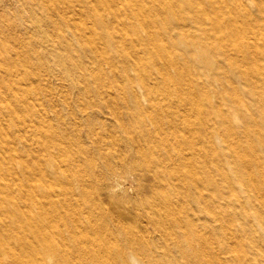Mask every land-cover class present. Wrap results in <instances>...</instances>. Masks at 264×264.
<instances>
[{
  "label": "rangeland",
  "instance_id": "374dc122",
  "mask_svg": "<svg viewBox=\"0 0 264 264\" xmlns=\"http://www.w3.org/2000/svg\"><path fill=\"white\" fill-rule=\"evenodd\" d=\"M192 2L0 0V218L14 234L0 260L10 241L26 262L28 205L51 225L53 198L95 197L128 220L182 207L220 264H264V0ZM182 35L208 45L187 54ZM159 178L167 188L150 187ZM205 203L231 217L213 229Z\"/></svg>",
  "mask_w": 264,
  "mask_h": 264
},
{
  "label": "bare ground",
  "instance_id": "6f19581e",
  "mask_svg": "<svg viewBox=\"0 0 264 264\" xmlns=\"http://www.w3.org/2000/svg\"><path fill=\"white\" fill-rule=\"evenodd\" d=\"M82 1L84 4L91 2V0ZM95 1L105 3V0ZM191 5L194 8L200 6L202 12L207 10L202 0H193ZM137 19L138 25L144 31L152 21L143 14H138ZM135 24L132 23L133 26ZM180 39L187 54L193 50H187L190 46L201 43L183 35ZM191 55L195 59L205 60L206 63H212L214 60L208 51L202 54L196 51ZM175 60L176 57L170 58L165 69L162 70L164 74L162 75L166 78L169 76V65H173ZM126 75L130 76V73L127 71ZM142 96L147 99L145 93ZM230 100L234 103L238 102L236 96ZM152 166V163H149L147 169H151ZM192 181L195 183V178ZM169 183L167 179L159 178L150 183V187L165 189ZM116 186L117 184L113 185V188L115 189ZM0 187L5 188L8 185L0 182ZM89 192L88 189L84 191L85 198ZM34 193L39 194L36 191ZM109 198L112 204L116 200L115 194L112 193H109ZM198 198L200 199V196ZM79 199L53 198L50 205L58 206L59 212L57 216H52L51 225L43 222L39 216L28 213V205L23 214L26 223L37 237L19 247L27 260L24 262L18 256V248H14L10 241H7L3 246L15 258L10 262L0 260V264H220L222 262L221 249L217 244L215 245L213 235L207 234L204 228L207 224L204 223L206 225L202 226L188 215L183 218L185 211L182 207L178 208L170 203L157 209H148L142 213L140 220H128L126 215L118 213L106 203L95 200V197H89L92 205L87 209L76 205ZM262 201L264 204V198ZM1 206H4L3 203ZM222 208L220 205L212 207L210 203H205L203 206L207 218L205 220L208 222L210 218L213 219L211 220L213 229H215V223L213 224L215 219L223 220L226 216L231 217ZM244 210L246 211V208ZM13 235L7 231V218H0V238L9 239Z\"/></svg>",
  "mask_w": 264,
  "mask_h": 264
}]
</instances>
